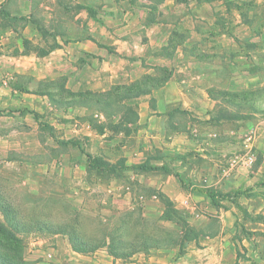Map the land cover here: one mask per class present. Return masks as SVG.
Here are the masks:
<instances>
[{"label": "crops", "instance_id": "1", "mask_svg": "<svg viewBox=\"0 0 264 264\" xmlns=\"http://www.w3.org/2000/svg\"><path fill=\"white\" fill-rule=\"evenodd\" d=\"M239 95L264 102V0H0V117L31 115L42 127V114L53 112L63 122L47 123L66 143L83 148L84 135L92 156L97 145L118 152L105 160L111 165L130 167L160 151L203 156V185L198 172L184 178L188 187L165 171L151 179L201 229L185 252L70 249L62 262L264 264V187H255L264 163L244 166L231 139L239 116L230 100ZM196 187L229 195L214 206ZM238 189L244 193L233 196Z\"/></svg>", "mask_w": 264, "mask_h": 264}, {"label": "rangeland", "instance_id": "2", "mask_svg": "<svg viewBox=\"0 0 264 264\" xmlns=\"http://www.w3.org/2000/svg\"><path fill=\"white\" fill-rule=\"evenodd\" d=\"M260 99L256 96L254 101L250 98L245 102L239 95L230 100L232 114L239 116L234 120L238 135L231 139L241 145L237 151L241 156L248 152L255 155L252 170L264 163V102ZM27 118V121L23 118L9 121L0 117V224L17 239L9 243L13 250L1 247L3 256L33 258L31 264H56L46 261L43 252L48 249L54 251V258L61 264H71L62 260L73 255V248L81 249L77 237L91 245H100L103 234L113 230L114 242L148 244L138 251L177 247L182 254L190 241L198 237L201 229L192 225L191 214L182 207L185 204L169 199L156 183H151L153 177L161 181L165 172L149 163L153 156L160 158L170 165L172 172H179L185 179L198 172L203 185L200 151L193 148L185 155L152 152L138 164L102 171L86 163L89 137L80 135L82 148L69 140L66 143L63 130L53 127L63 122L62 117L50 111L43 113L42 127L36 125L31 115ZM50 121L53 126L48 124ZM108 122L114 128L113 120ZM100 127L95 125L97 130ZM24 131L30 134L19 135ZM245 133L250 137L247 142L243 141ZM97 146L92 153L98 158H117L118 152L109 154ZM175 159L181 162L174 165ZM142 164L151 167L138 168ZM255 187H264V178L258 179ZM242 189L248 191L252 186ZM4 237L8 240L9 233L5 232ZM153 237L163 239L156 241ZM37 241L40 243L36 244ZM102 247L105 246L94 250ZM0 264L8 263L0 261Z\"/></svg>", "mask_w": 264, "mask_h": 264}, {"label": "trees", "instance_id": "3", "mask_svg": "<svg viewBox=\"0 0 264 264\" xmlns=\"http://www.w3.org/2000/svg\"><path fill=\"white\" fill-rule=\"evenodd\" d=\"M86 163L88 165V167L90 168H95V169H99L102 171H117L121 168H124L125 166L119 164V165H111L109 164L107 161L102 160L100 158H98L97 156H92L90 153H86ZM151 166H146L145 164H142L140 166H138V168H149ZM161 169H163L165 172L167 173H173V175L179 180L180 184L184 187H188L189 184H187L184 180V178L182 177L181 174H179V172H172L168 167L166 166H162L160 167ZM196 190L198 192L204 193L205 195H207L211 201V203L214 206H220L219 201L221 199H224L226 197H228L229 194H222L220 192H216L211 188H203V187H196ZM244 193V191H242L241 189L235 190L233 192V196H238V195H242ZM114 231V230H113ZM112 231V232H113ZM9 233V238L8 240L5 241V237H4V233ZM112 232L109 233H105L103 234V242L102 244H96V245H91L89 244V242H86L85 240L80 239L79 237L76 238V240L79 242L80 248H73L74 251L76 252H89V251H93L95 248H98L100 246H105L108 250V253L110 255H112L113 257H127L130 256L131 254L137 252V249L140 248H147L148 244L143 245V242H135L134 244L132 243H125V241H120V242H114L115 239L113 238V234ZM108 239V242H105V240ZM159 239H163V238H155L153 237V240L158 241ZM12 240V241H10ZM17 239L15 238L14 234L10 231H7L5 227H3L0 224V251H1V247H4L5 249H11L13 250L10 246L9 243L10 242H15ZM20 250V249H18ZM20 256L19 252H17V257ZM0 261L2 262H7L8 264H31V262L26 261L24 258H12L11 256H3V254L0 252Z\"/></svg>", "mask_w": 264, "mask_h": 264}, {"label": "built area", "instance_id": "4", "mask_svg": "<svg viewBox=\"0 0 264 264\" xmlns=\"http://www.w3.org/2000/svg\"><path fill=\"white\" fill-rule=\"evenodd\" d=\"M247 139L249 140L250 137L247 136ZM242 161V164L246 167H251L254 162H255V155L251 152H248L244 155L243 159L240 160V162ZM44 256L48 259V260H53L54 259V251L53 250H45L43 252Z\"/></svg>", "mask_w": 264, "mask_h": 264}]
</instances>
